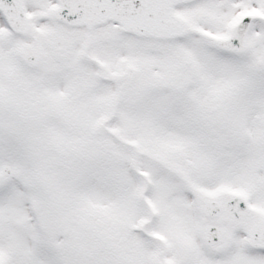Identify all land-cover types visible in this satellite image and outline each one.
I'll return each mask as SVG.
<instances>
[{
  "label": "snow or ice",
  "instance_id": "6c2138e0",
  "mask_svg": "<svg viewBox=\"0 0 264 264\" xmlns=\"http://www.w3.org/2000/svg\"><path fill=\"white\" fill-rule=\"evenodd\" d=\"M0 264H264V0H0Z\"/></svg>",
  "mask_w": 264,
  "mask_h": 264
}]
</instances>
